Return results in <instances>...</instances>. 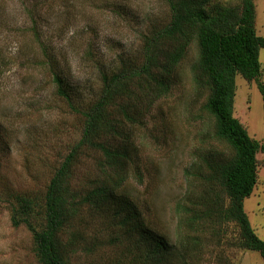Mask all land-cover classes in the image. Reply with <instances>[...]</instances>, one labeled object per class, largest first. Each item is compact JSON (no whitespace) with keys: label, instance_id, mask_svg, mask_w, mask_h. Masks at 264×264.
Returning a JSON list of instances; mask_svg holds the SVG:
<instances>
[{"label":"trees","instance_id":"obj_1","mask_svg":"<svg viewBox=\"0 0 264 264\" xmlns=\"http://www.w3.org/2000/svg\"><path fill=\"white\" fill-rule=\"evenodd\" d=\"M163 1L169 21L141 35V61L122 57L115 72L101 73L94 99L75 102L58 63L50 64L55 94L79 117L80 136L42 193L10 195L13 223L23 222L31 231L38 264H74V258L118 247L123 249L115 264H205L216 250L206 239L223 243L231 226L232 246L259 252L264 260V241L245 211L259 183L264 140L253 138L235 111L239 78L256 84L264 104V36L257 31L256 2ZM192 45L197 51L189 65L192 84L199 97L206 95L197 119L209 122L212 131L184 172L175 244L149 226L127 184L143 182L144 176L132 130L144 124L156 102L171 95L188 67ZM85 160L90 165L79 176ZM85 207H90L88 218ZM34 217L41 221L32 223ZM90 221L101 222L95 227Z\"/></svg>","mask_w":264,"mask_h":264},{"label":"rangeland","instance_id":"obj_2","mask_svg":"<svg viewBox=\"0 0 264 264\" xmlns=\"http://www.w3.org/2000/svg\"><path fill=\"white\" fill-rule=\"evenodd\" d=\"M238 2L214 0L232 6ZM255 2L257 31L264 36V0ZM168 21L163 0H0V264H38L31 231L23 222L13 223L10 195L42 193L80 136L79 117L55 94L50 64L58 63L57 71L76 96L75 102H88L98 96L101 73L115 72L122 57L140 62L141 35ZM45 55L51 57L49 63ZM196 56L192 45L188 67L178 76L171 95L156 102L144 124L132 130L144 176L143 182L130 179L128 188L149 226L175 244V206L185 190L184 172L204 135L212 131L209 122L197 119L206 95L199 97L192 84L189 65ZM260 61L264 69V49ZM237 87L236 116L253 138L263 142L261 93L255 83L242 78L237 79ZM209 144L216 142L209 139ZM258 158L260 179L245 201V211L264 241V155ZM89 165L85 160L78 175ZM89 208H84L87 218ZM40 221L34 217L31 222ZM90 222L98 227L101 221ZM232 231L231 226L221 244L206 239L216 250L205 264H264L259 252L232 246ZM122 249H102L91 258H74V264H115Z\"/></svg>","mask_w":264,"mask_h":264}]
</instances>
